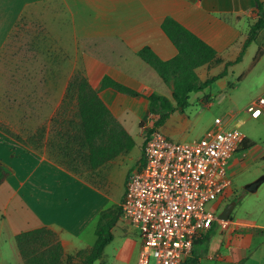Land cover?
Masks as SVG:
<instances>
[{
    "label": "crops",
    "instance_id": "crops-1",
    "mask_svg": "<svg viewBox=\"0 0 264 264\" xmlns=\"http://www.w3.org/2000/svg\"><path fill=\"white\" fill-rule=\"evenodd\" d=\"M167 18L210 45L222 60L197 70L202 82L226 74L203 92L193 93L185 112L172 114L159 131L173 142L195 143L209 131L236 128L245 133V142L252 144L248 149L239 148L229 162L233 185L244 177L250 183L243 192L229 190L218 201L224 208L236 199L240 202L236 201L232 218L226 225L220 220L215 223L209 229L213 231L210 240L197 244L186 264H264V199L258 194L264 183L251 193L257 195L252 198L257 208L242 204L243 210L236 212L250 193L246 188L264 179V147L252 152L264 140V114L252 119L246 111L264 97V28L238 61L258 20L256 0H0V59L26 58L27 54L40 57L42 33L39 39L36 34L31 36L28 45L26 35L15 34L22 23H33L50 45L71 52L76 70L132 136L134 148L108 161L106 179L109 184L116 182L122 193L121 212H116L120 218L112 229L113 239L95 264H137L141 236L124 219L122 205L128 178L144 164L148 134L141 131L137 140L127 123L132 114L139 117V124L146 115L151 119L149 102L111 88L102 90V83L110 77L143 96L156 94L172 100L171 88L138 55L148 47L163 61L176 57L177 48L162 28ZM259 51L263 54L255 62ZM218 118L221 126L215 124ZM32 137L36 139V134ZM54 139L49 134L44 144L39 140L31 148L0 130V164L8 172L0 186V245L16 244L15 236L45 227L58 235L66 254L95 245L100 217L110 211L106 192L49 155L48 144L52 146ZM258 162L262 166L255 167ZM16 250L17 264H25L17 245Z\"/></svg>",
    "mask_w": 264,
    "mask_h": 264
},
{
    "label": "built area",
    "instance_id": "built-area-1",
    "mask_svg": "<svg viewBox=\"0 0 264 264\" xmlns=\"http://www.w3.org/2000/svg\"><path fill=\"white\" fill-rule=\"evenodd\" d=\"M246 111L252 119L263 116L264 97ZM245 139L236 128L209 131L195 143L173 142L159 130L148 134L144 164L128 178L122 205L141 236L137 264H186L195 238L218 221L207 206L232 188L228 164Z\"/></svg>",
    "mask_w": 264,
    "mask_h": 264
},
{
    "label": "trees",
    "instance_id": "trees-1",
    "mask_svg": "<svg viewBox=\"0 0 264 264\" xmlns=\"http://www.w3.org/2000/svg\"><path fill=\"white\" fill-rule=\"evenodd\" d=\"M256 3L258 20L251 27L249 38L243 46V52L238 61H241L244 51L264 28V4L261 0H256ZM162 28L177 48L176 57L173 60L163 61L148 47L142 49L138 55L171 88L172 100L156 94L143 96L110 77H105L102 83V90L111 88L122 95L144 98L149 102V113L154 124L148 134L162 127L175 112L184 113L190 105L193 93L203 92L226 74L225 71L218 77L202 82L197 70L207 65L221 63L222 60L218 58L217 52L172 18H167ZM262 54L263 52L259 51L255 62ZM227 65L231 66L232 63ZM71 86L77 94L81 132L84 146L88 149L90 168L97 169L111 159L130 152L135 146L134 139L114 118L101 99L100 93L91 87L87 78L81 76ZM249 147H252V144L244 141L240 149ZM7 177L8 172L0 164V186ZM236 201L238 202L237 199ZM119 218L120 213L111 210L104 212L97 226L95 245L73 254H66L58 235L46 227L23 232L15 236V241L25 264H95L111 243L112 229ZM212 234L213 231L208 230L205 234L199 235L194 240V247L208 242Z\"/></svg>",
    "mask_w": 264,
    "mask_h": 264
},
{
    "label": "rangeland",
    "instance_id": "rangeland-1",
    "mask_svg": "<svg viewBox=\"0 0 264 264\" xmlns=\"http://www.w3.org/2000/svg\"><path fill=\"white\" fill-rule=\"evenodd\" d=\"M39 33H42L40 57L39 55L28 57L27 54L26 58L0 59V130L13 138L22 140L31 148L39 140L44 144L48 135L53 134L54 142L51 143L52 146L48 144V149H51L49 155H55L63 167L85 181L104 189L107 196V209L121 212L122 193L116 182L109 184L106 179L107 169L111 163L108 162L101 168L92 170L88 162V149L84 146L80 126L77 94L74 89H71L72 83L83 75L76 70L78 67L71 57V52L53 43L50 48L51 45L46 41L42 30L28 21L19 25V30L15 34L26 35L25 44L28 45L30 37L34 34L38 39L40 38ZM53 46L58 47L53 48ZM73 71L75 74L71 75ZM138 120L139 117L135 118V114H132L127 123L129 132L137 140V134L142 131L146 136L154 124L147 115L142 123L139 124ZM32 134H36V139L32 137ZM261 135L263 138L264 134ZM259 144L258 147L253 148L252 152L264 147V140ZM134 152L137 154V151ZM262 164L258 162L254 166L258 167ZM229 171L230 164H228L230 174ZM249 181L244 177L242 182H235L230 192L235 193L236 190L243 192ZM258 194L264 199V185ZM253 196L257 195L249 193L243 198L236 212L243 210L242 204L257 208V205H252L257 203L252 201ZM224 206L214 201L210 202L207 208L218 216ZM242 216L247 217L246 214ZM16 251L14 242H3L0 245V263L17 264Z\"/></svg>",
    "mask_w": 264,
    "mask_h": 264
},
{
    "label": "water",
    "instance_id": "water-1",
    "mask_svg": "<svg viewBox=\"0 0 264 264\" xmlns=\"http://www.w3.org/2000/svg\"><path fill=\"white\" fill-rule=\"evenodd\" d=\"M264 183V179L258 180V182H254L252 184H250L246 190L250 193H255L257 192L259 186ZM236 201L231 202L230 204H228L223 210L222 212L218 215V220L220 221H228L232 218V213L233 210L236 207Z\"/></svg>",
    "mask_w": 264,
    "mask_h": 264
},
{
    "label": "flooded vegetation",
    "instance_id": "flooded-vegetation-1",
    "mask_svg": "<svg viewBox=\"0 0 264 264\" xmlns=\"http://www.w3.org/2000/svg\"><path fill=\"white\" fill-rule=\"evenodd\" d=\"M219 201V200H218Z\"/></svg>",
    "mask_w": 264,
    "mask_h": 264
}]
</instances>
